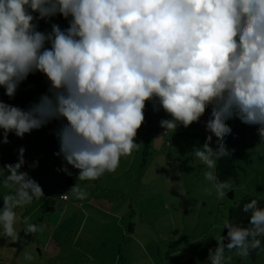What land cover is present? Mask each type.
Instances as JSON below:
<instances>
[{"label":"clouds","instance_id":"9594fccd","mask_svg":"<svg viewBox=\"0 0 264 264\" xmlns=\"http://www.w3.org/2000/svg\"><path fill=\"white\" fill-rule=\"evenodd\" d=\"M57 16L68 27L39 30L38 21ZM37 72L49 87L29 108L0 100V143L58 121L55 155L65 162L58 171L71 175V165L78 181L116 172L122 157L139 150L147 102L171 117L160 121L161 136L198 123L211 109L209 135L192 153L220 198L231 187L215 174L217 160L231 155L228 121L257 126L264 144V0H0V87L14 98ZM25 152L21 147L18 162L3 166L2 183L11 191L3 196L0 235L11 243L20 240L15 209L44 195L22 171ZM69 192L87 196L78 183ZM243 212L250 213L249 226L225 221L227 235L209 250L210 264H225L226 249L241 257L264 251V207L252 199ZM29 220L25 236L38 231Z\"/></svg>","mask_w":264,"mask_h":264},{"label":"rangeland","instance_id":"374dc122","mask_svg":"<svg viewBox=\"0 0 264 264\" xmlns=\"http://www.w3.org/2000/svg\"><path fill=\"white\" fill-rule=\"evenodd\" d=\"M52 23L62 29L68 27L67 20L57 16L39 23V30L50 31ZM48 87L45 76L24 81L14 98H9L0 87V100L27 109ZM210 112L209 108L198 123L188 128L179 126L175 132L161 136L160 121L168 114L163 109L154 112L152 103L147 102L145 123L136 138H142L139 150L122 157L116 172H106L97 180L78 181L79 170L71 165L67 166L71 175L58 171L65 166L62 157L55 155L59 151L55 136L60 127L58 121L23 138L10 133L9 143H0V208L3 196L11 191L2 183L8 175L3 166L18 162L21 147L26 149L27 162L22 171L29 172L41 185L44 195L15 209L17 232L25 226V217H30L29 223L37 225L38 231L21 251L0 235V264H210L209 250L218 245L228 207L244 194L264 197V144L257 126L245 125L238 119L228 121L232 134L226 137V144L244 168L240 182L227 181L231 187L220 198L213 183L205 178L204 172L209 169L192 152L209 135L205 123ZM215 140L213 136V147ZM33 163L37 166L29 167ZM77 183L87 193L83 200L69 192ZM230 193L233 199L229 198ZM63 194L68 199H63ZM90 196L100 201L113 197L119 213L114 217L105 212L96 224L89 220L76 239L74 223L88 215ZM68 200L77 205L79 216L73 213L74 207L66 212L64 204ZM119 252L120 260L115 258L116 254L120 256ZM26 254L32 259H25ZM224 258L225 264H264L262 250L255 259L251 255L239 256L237 249L225 250Z\"/></svg>","mask_w":264,"mask_h":264},{"label":"trees","instance_id":"16d2710c","mask_svg":"<svg viewBox=\"0 0 264 264\" xmlns=\"http://www.w3.org/2000/svg\"><path fill=\"white\" fill-rule=\"evenodd\" d=\"M146 143L149 144L148 141ZM215 147L216 146H214L213 148L215 149ZM243 170H244V168L237 162V160L232 155H230L229 157H224L220 160H217L215 174L218 176V178L222 182L233 180L236 183H239L241 171H243ZM229 198L233 199L232 193L229 194ZM252 199L258 200L260 202V206L264 207V197L258 198L256 196H252L250 194H244L239 200H237V201L234 200V202L228 207V212H227L226 218L222 224L223 229H222V233L220 234V238L222 236L226 237V235H227L228 230L224 229L225 221H231V222H233L237 225H240L242 227L249 226L250 213H244L243 212V205L245 203L250 202V200H252ZM24 228L20 229V231L18 232L20 235L19 242H17V243H11L10 242V244L13 247H15L17 251H21L25 245L32 242L34 240L35 235H36V233H35V234H29V235L25 236ZM259 239H261V241H262L261 248L264 249V237H259ZM227 242L228 241L225 240V243H227ZM258 251H260V250H256V251H253L252 253H250V255L253 259L256 258Z\"/></svg>","mask_w":264,"mask_h":264},{"label":"crops","instance_id":"0c3cea01","mask_svg":"<svg viewBox=\"0 0 264 264\" xmlns=\"http://www.w3.org/2000/svg\"><path fill=\"white\" fill-rule=\"evenodd\" d=\"M41 23H43V22H41ZM44 27H45V29L47 28V26H44ZM42 77H44V75L41 74V73H39V72H37V73H35L33 75H30L28 77V79L26 80V82H30L31 80H34V79L37 80V79H40ZM141 141H142V138H140V140L136 141V143L140 144ZM47 196H48V198H50V193H47ZM63 199H68V198H63ZM89 199L91 200L92 204H91V207L88 210V215L83 216V218L81 219V222L80 223H78V221H76L74 223V228H73L72 231H75V233H76L75 234V238L76 239H79L80 238L81 233H82V230L85 228V225L87 224V222L89 220H91L92 223H95L96 224V223L100 222V216L99 215H102V214H106L107 213L108 215H111V216L113 215L114 217H116V214L119 213L118 210H115V203H114L113 197H110V198L108 197V199H107V197H103L102 201H100L97 197L96 198H92L91 196H90ZM65 202H66V204H64V205H65V208H66V212L69 209H71V208L74 207L73 208V213L76 214L77 216H79L80 211H77L78 210L77 205L74 204V202L69 201V200L68 201H65ZM40 219L41 218L38 219V223L41 222ZM117 226H120V225H117ZM24 227H22L21 229H23ZM119 228H121V226ZM112 243L115 244L116 241H113ZM105 245H107V244H105ZM115 256H116L115 258H117L118 260H120V258H122L121 253H120V256H118V254H116Z\"/></svg>","mask_w":264,"mask_h":264},{"label":"built area","instance_id":"2783aa9c","mask_svg":"<svg viewBox=\"0 0 264 264\" xmlns=\"http://www.w3.org/2000/svg\"><path fill=\"white\" fill-rule=\"evenodd\" d=\"M41 22H43V21H38V23H41ZM171 117L169 116V115H165L164 116V118L163 119H170ZM165 130L163 129V132H164ZM62 198H67V196L65 195V194H63L62 195Z\"/></svg>","mask_w":264,"mask_h":264}]
</instances>
